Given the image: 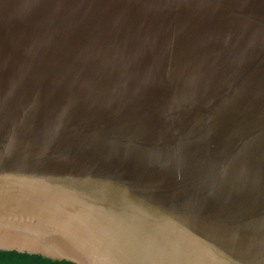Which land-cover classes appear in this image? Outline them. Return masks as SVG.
Listing matches in <instances>:
<instances>
[{"label":"water","instance_id":"95a60500","mask_svg":"<svg viewBox=\"0 0 264 264\" xmlns=\"http://www.w3.org/2000/svg\"><path fill=\"white\" fill-rule=\"evenodd\" d=\"M0 251L264 264V0H0Z\"/></svg>","mask_w":264,"mask_h":264},{"label":"trees","instance_id":"16d2710c","mask_svg":"<svg viewBox=\"0 0 264 264\" xmlns=\"http://www.w3.org/2000/svg\"><path fill=\"white\" fill-rule=\"evenodd\" d=\"M0 264H77L67 260H52L38 254L0 251Z\"/></svg>","mask_w":264,"mask_h":264}]
</instances>
